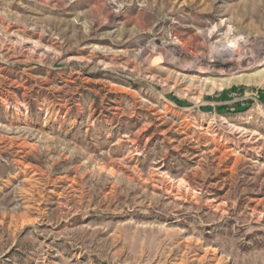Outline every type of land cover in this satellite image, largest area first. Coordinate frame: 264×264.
Returning <instances> with one entry per match:
<instances>
[{"label":"rangeland","instance_id":"obj_1","mask_svg":"<svg viewBox=\"0 0 264 264\" xmlns=\"http://www.w3.org/2000/svg\"><path fill=\"white\" fill-rule=\"evenodd\" d=\"M0 264H264V0H0Z\"/></svg>","mask_w":264,"mask_h":264}]
</instances>
